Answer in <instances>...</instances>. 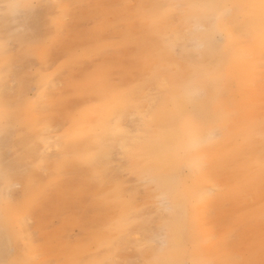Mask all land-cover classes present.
Here are the masks:
<instances>
[{"label": "bare ground", "instance_id": "obj_1", "mask_svg": "<svg viewBox=\"0 0 264 264\" xmlns=\"http://www.w3.org/2000/svg\"><path fill=\"white\" fill-rule=\"evenodd\" d=\"M166 1L152 5L156 22L150 33L161 64L170 65L136 86L103 97L100 112L82 114L97 144L81 149L84 164L78 170L87 177L83 184L94 185L98 192L117 186L105 202L114 210L113 219L102 233L98 257L87 264H115V252L126 242L147 246L139 250L142 258L136 264L229 259L259 264L264 259V90L257 86L264 38L258 8L247 7L259 0H171L165 7ZM183 1L187 9L179 14L173 8ZM229 5L231 16L226 14ZM172 16L180 18L179 25L165 23ZM221 34L223 41L218 39ZM178 61L184 65L179 73ZM161 86H167V93L155 97L153 91ZM148 96L149 103H143ZM48 145L35 141L30 147L41 158ZM117 150L129 152L125 164L133 175L123 178L112 166ZM20 173L13 169L11 176ZM150 179L151 188L139 185ZM144 187L155 197L148 211L138 202ZM216 189L226 190L227 203L210 215L206 209ZM160 194L166 197L165 212L157 207ZM244 215L253 219L245 239L231 241L233 224ZM135 233L144 238L133 237ZM216 236L212 254H205L204 245ZM153 240L156 245L148 248ZM242 248L246 255L241 257Z\"/></svg>", "mask_w": 264, "mask_h": 264}, {"label": "rangeland", "instance_id": "obj_2", "mask_svg": "<svg viewBox=\"0 0 264 264\" xmlns=\"http://www.w3.org/2000/svg\"><path fill=\"white\" fill-rule=\"evenodd\" d=\"M155 1L0 0V260L87 264L98 257L102 233L113 219L114 210L105 202L117 186L98 192L94 185L83 184L87 177L78 170L84 164L81 149H95L97 144L82 114L100 112L103 97L136 86L170 65L161 64L151 39L156 21L150 9ZM173 9L185 14L187 5L183 1ZM233 13L229 5L226 14ZM179 21L172 16L165 23L175 26ZM174 50L179 59L181 47ZM175 64L181 72L183 63ZM257 88L264 90L262 73ZM166 93L167 86L153 91L155 97ZM149 100L144 97L143 103ZM35 141L49 144L41 158L32 153ZM128 153L117 150L112 164L123 178L133 175L125 164ZM13 169L22 175L11 176ZM139 185L151 188L152 180ZM147 192L144 187L138 193L146 211L155 200ZM225 194V189L213 191L207 214L215 215L226 202ZM157 201L159 211H167L166 197L160 194ZM252 222L244 215L233 224L230 240H244ZM133 237L144 238L141 233ZM218 238L206 242L205 254H212ZM141 247L124 243L114 263L136 264L142 258L139 250L147 246ZM240 252L246 255L244 248Z\"/></svg>", "mask_w": 264, "mask_h": 264}, {"label": "snow or ice", "instance_id": "obj_3", "mask_svg": "<svg viewBox=\"0 0 264 264\" xmlns=\"http://www.w3.org/2000/svg\"><path fill=\"white\" fill-rule=\"evenodd\" d=\"M9 7H16V6H9ZM30 8H36L38 7L37 5H30ZM249 8L257 9L259 10V16H260V21H261V35L262 38H264V0H259L258 4H250L247 5ZM261 70H262V76H264V63L261 65ZM261 178L262 181H264V152H262V161H261ZM157 241L153 240L151 243H156ZM261 253L262 256H264V242H262L261 245ZM0 264H33V262L29 261H15V260H9V259H4L0 260ZM103 264H113V262L105 261ZM192 264H257L256 261L254 260H217V261H193ZM259 264H264V259H261L259 261Z\"/></svg>", "mask_w": 264, "mask_h": 264}]
</instances>
